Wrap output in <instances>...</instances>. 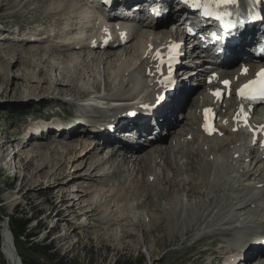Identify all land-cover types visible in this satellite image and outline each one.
I'll list each match as a JSON object with an SVG mask.
<instances>
[{
    "label": "rangeland",
    "instance_id": "374dc122",
    "mask_svg": "<svg viewBox=\"0 0 264 264\" xmlns=\"http://www.w3.org/2000/svg\"><path fill=\"white\" fill-rule=\"evenodd\" d=\"M51 1L48 5L39 4L34 1L36 8L33 6L29 8L24 6L26 0H0V23L3 24L2 26L0 24L1 55L10 56V60H12V58L14 59L15 51H9L5 46L19 44L23 40L27 41V38L31 39V41H36L37 39L34 40V38L37 36L41 38L42 36L35 33L39 32L42 28L47 34L48 31L52 30L54 25L60 26L56 22L57 17L50 18L49 20L45 19L47 11L50 10L49 5H54L56 2L58 4L70 2L71 0ZM75 2H78V0H75ZM78 3L80 5L82 0ZM87 4L85 0L81 6L86 8ZM71 10L69 9L67 12H71ZM65 17L68 19V16ZM38 18H42L44 20L43 23H36L35 20ZM73 22L76 23V21ZM38 24L40 25L38 26ZM163 29L165 30L161 35L165 33L171 39L173 36L169 32L170 30L165 27ZM144 31H139L141 34L136 36V39L132 41L133 44L136 43L137 45V42L143 38V33H146ZM31 34L35 37H30ZM57 35L61 37L62 34L57 33ZM51 37L49 36L50 40L43 38L42 42H44L41 45L34 43L36 47L44 46L46 50H42L40 47L37 48H40L38 50L44 53L43 56L45 58H48V62L50 63L48 64L51 65V68L54 65L53 71L41 73V75L37 76L39 77L37 80L30 82L27 72L30 75H37L38 67L37 69H31V67L27 69L23 64L13 65L14 61H12V64H10L11 61H0V229L3 227L4 217L11 219V217L15 216L25 221L33 214H36V218H32L33 220L28 225L27 234L36 232V226L46 229L41 231L37 238H28L26 235H23L21 238L23 243H20V246L24 256L27 259H36L35 261L38 264H48V262L46 263L44 258L39 255H35L34 251L28 249L29 246L27 247L25 243L26 241L38 244L44 243L48 240L46 238L48 235H50L48 243L52 242V245L61 255L69 254L70 258L74 259L75 264H115L119 256L135 259L141 254L145 257L143 264H220L219 258L223 257L222 253H224V256L227 254V243L230 240H238L241 236V233L237 230H229L236 226L235 219L233 222H230V218L236 215V218L242 215L244 217L247 213H250L248 208L252 201L247 203L248 207L245 210H241V205L236 204L234 199L237 196H242V199L245 201L252 191L245 190L242 192L245 189V187H242L238 192L234 188L235 186L239 188L241 183L250 186L260 182V175L264 176L263 161L260 164L258 163L257 166L256 161L253 162L256 168L247 175L248 179L246 178L247 176L243 177L246 181L239 180V177H237L238 180L231 181L234 180V177L228 176H233V174L230 173L228 176L226 174L229 159L232 160L237 151H246V149L248 151L250 145L248 147L243 146L240 150L227 151V148L232 147L233 144L227 143V145L224 140L234 139V134H227L222 141H218L206 139L196 132L199 126L196 123L197 111L195 110V104L192 105L189 102L194 99L196 103L195 96L203 89L202 85L196 88L193 95L194 98L191 96L193 94L191 89L178 94L179 99L182 98L181 104L183 108L178 110V113L176 112V119L180 121L182 119V122L171 120L176 124L174 133L172 132L169 137L166 136L170 135L168 131L164 134L165 138L167 137L164 140V146L163 143L158 146V149L163 147V153L161 155L156 153V159L153 156L151 162L148 160L147 164L143 160L146 152H143V154L139 152L140 154L133 156L131 148L126 152V154L131 153V156L130 154L125 156L126 162L122 157L109 159L111 150L113 149H109V147L112 145H102L103 140L99 136V133L97 131L93 133V130H87L86 128L78 129L75 126L74 130L71 129L69 132L62 130L60 134L54 132L52 128L47 135L42 137L34 138V134L28 137L26 128L31 119L33 120V118L44 113L67 116L69 110L70 112H73V110L72 106L66 101H69L70 98H75L77 101L83 102L80 99L82 97H78L75 94L77 95L76 98L74 97V93L72 95L68 93H52L55 84H60V87L68 90L67 80H65L66 82L61 80V69H55L57 66L63 65L62 67H65L70 65V67H73L72 69L70 68L72 71L75 70L84 74L90 79V82L84 83L81 81L80 86L84 85L89 88H91L93 80L96 79L100 82L102 89L105 87L107 89L104 75L110 70L114 72L113 66L116 63L114 57L111 60L108 59L109 61H105V57L100 60L98 58L99 53H91L89 50H86L87 55L85 59L88 60L85 61L84 55L79 56L76 53L74 54L77 55L76 61H70L64 57L62 52L51 49L52 44L58 42L57 39L53 40L54 37ZM19 38L25 39L19 40ZM24 44L26 43H22L21 45ZM29 46L37 49L30 41ZM8 53L11 54L9 55ZM91 57H95V60ZM73 62L77 64L73 65ZM104 62H106V65H104ZM39 63V65L43 64ZM80 63L82 64L80 65ZM153 63L151 62L150 64ZM51 73L53 74L52 83L46 82L45 78H48V76L50 78ZM140 74L135 72V76L139 77L138 80L143 79ZM13 78H18L15 81L19 86L18 91L14 89L15 84H11ZM6 79H9V82ZM34 88L37 91L47 88V91L50 93L41 92L37 96L32 95L27 97L28 94L34 91ZM147 94L148 92H144L140 95ZM89 95L91 94L86 95V97ZM48 97H53L50 99L53 104L49 103L51 101L48 100ZM45 98L48 99L45 100ZM141 98L140 96V98L137 97L136 99L139 100ZM186 99H188V102ZM188 103L189 105H187ZM120 104L122 103H115V105ZM106 110L109 112V109ZM181 110L183 111L179 112ZM128 111H122L121 114ZM88 112L92 113L94 109H90ZM114 114L112 113V116ZM261 118H264V113ZM72 119L67 120L72 121ZM109 122L113 123L112 120ZM177 126L179 128L183 126L186 128L192 127L191 134L187 136L188 140L186 141L188 142L182 144L181 148L180 145L177 146L178 150L175 144H173L180 138L176 136H181L186 134V132H184L185 129L183 127L181 130L184 131L179 133L178 130L180 129H176ZM106 128L108 127L105 126L103 129ZM163 128L169 129L168 127ZM87 132L90 136H97V138H89L86 141H94L93 144L101 142L100 144L102 145L101 150L97 151V156L104 165L94 171L92 165H94L96 158L90 159V154L84 156L79 154V152L75 153V150L67 151L66 153L62 146H60L66 143H78L82 139L80 136H83V133ZM27 140H29V145L26 147ZM116 142L118 141H113L111 144L114 143L113 145H116ZM46 143L52 145L46 148L34 147L37 144L43 145ZM152 144H149L151 146L144 147L142 150L149 151L151 147L156 145ZM166 146H170V148L165 149ZM6 148L9 149L6 150ZM77 148L79 149L80 147L78 146ZM251 149L255 151L253 148ZM168 151L169 159L166 158L167 155L164 153ZM228 152L232 153V155L227 160L224 156ZM212 157H216L219 162L223 161V163L217 162L215 165L216 161L214 162L215 159L212 160ZM44 158H48V160L52 159L54 163L59 164L57 166L55 164L54 167L53 162H49V164L51 163L50 172L62 173L64 171V175L68 179L78 178L77 182L75 180L72 181L64 189H75L85 192L88 190L87 187L90 182L92 183V180H95L94 191L95 189L105 191L106 201H104L109 206L102 209L100 214H98L99 221L93 218H76V212L80 211L79 209L72 210L73 212L71 210L68 211L70 202L68 200L62 201V193L56 189L57 184H54L55 180L50 182L46 176L42 179L37 175L36 178L34 177V179L29 181V176L31 177L33 173L35 174L38 170V165L43 163ZM167 160H169L170 165L167 164ZM210 163L213 164L211 166L212 172L207 176L202 175V170L206 165L210 167L208 165ZM249 165L251 166L252 164ZM256 170H258L257 174L259 175H255L256 173L254 172ZM263 176L262 178H264ZM203 178L208 181L207 185ZM40 180L42 181L40 182ZM261 181L264 183V179ZM193 187L199 193L189 195V191ZM73 192L76 193L77 191ZM115 193L116 195H114ZM210 196H214L212 197L213 202L207 205ZM86 201L89 202L88 197L85 198V203L87 204L88 202ZM221 208V212L218 211ZM125 216H128V219L115 221V219ZM101 220H104V222ZM36 221L39 223L37 224ZM229 222L230 224H228ZM262 226L264 229V222ZM225 232H229V235H226ZM253 232L257 231L253 230ZM213 233H218L221 243L216 244L214 242V237L211 236ZM248 236L250 237V235ZM212 249H215L216 252L212 253ZM241 253H245L248 256L250 253L256 254L257 252L255 247H252L251 250L246 252L241 251ZM3 256L4 262L0 259V264H13ZM251 261V264H261L254 259Z\"/></svg>",
    "mask_w": 264,
    "mask_h": 264
},
{
    "label": "bare ground",
    "instance_id": "6f19581e",
    "mask_svg": "<svg viewBox=\"0 0 264 264\" xmlns=\"http://www.w3.org/2000/svg\"><path fill=\"white\" fill-rule=\"evenodd\" d=\"M34 1L38 2L39 4L42 3V4H47V5L52 2L51 0H26L24 6L29 7V8L33 6L34 8H36L34 5L35 4ZM70 2H72V3H70ZM70 2L67 1V2H64L61 4H58V2H56V3H54V5L53 4L49 5L50 10L47 11L45 19L49 20L50 18L57 17L56 22L62 26L63 25L68 26L69 22L76 21V23H74L75 25L71 29V30H73V32L77 31L80 28L79 24L81 22L84 25L90 23L93 26V30H94L91 34L92 40H90V41H84V40L77 41V39H79V36H75L74 40H76V42L74 44H68L65 42V39H68L69 37H66L65 39H61L60 36H58L56 33L53 40L57 39L58 42L57 43L55 42L56 44L53 43L51 46V49L62 52L64 54V57L69 59L70 61H76L77 55H79V56L84 55V60L85 61L88 60V59H85V56L87 55L86 50L87 51L89 50V52H91V53H94V52L99 53L98 58H100V60L104 59V57H105V61H109L114 57L116 60L115 61L116 63L114 66L112 65L114 72H112L110 70L104 75L105 76L104 77L105 78V84L107 86V89L105 87L106 92H104V93L101 92L102 88H101L100 82L98 80L93 78L94 80L92 82L91 88L86 87L84 85L80 86L81 81L84 83L90 82V79H88L84 74H82L79 71H75V70H74L75 72L72 71L71 69L73 67L72 66L70 67V65L69 66L64 65L65 67H62L63 65L62 66L59 65L55 69H57V70L61 69V73H60L62 75L61 80L63 82H66L65 80H67L68 90H65L64 88L60 87V84L59 85L55 84L52 93H54V94L55 93H57V94L68 93L69 95L70 94L72 95V93H74V97L77 98V95H78V97H82L80 99H83L84 97H86V95L91 94L88 96L89 100L94 102V101H96V94L94 92L97 91L98 93L104 94L103 97L100 98V100H102L104 98L107 102L112 103V105H109V107L107 109H109V111L114 110L113 114L119 113L117 115H121L122 111H127V110L130 111L133 108H138L140 106V104H142V102H140L142 99L153 98V96H155L159 92H161V90H162L161 80L166 75V72L164 71L163 67H161L159 65H155V63H153L154 62L153 61V52L150 50V47L152 45H154L155 48H158L159 46L165 44V43H163V41L170 39L168 36L165 35V33L161 35V33H163L165 29H158L159 27H162V25H163L162 23H160V25L156 27L151 22V20L143 22L141 26H142V29L145 30L144 32H146V33H143V35H142L143 38L137 42V45H136V43L133 44L132 41L136 38L137 34H139V31H143V30H138L137 32L131 34L129 37V41L125 44H122L119 41V37L116 36V40L106 50H102L100 48V45H101V37L100 36H101V33L104 32V29H103L104 21L101 22V20L98 19L99 14L95 15V14L91 13V10H89L87 7L83 8V6H81V4L85 2V0H82V3L80 5L78 2H81V0H78V2H75V0H71ZM117 3H120V2H117ZM174 3H175V1L171 0V4H174ZM179 6H180V8H184L183 5H179ZM69 9L70 10L72 9L71 12H67ZM65 16H68V19ZM93 17L95 18L94 20H92ZM172 18H175V15H173V13L171 12L168 15V19H172ZM43 21L44 20L42 18L41 19L38 18L35 20L36 23H38V22L43 23ZM109 21H110L108 23L109 26H112L113 22H115L114 19H110ZM120 22L122 25H125V26L128 25L126 21H120ZM165 28H167V27H165ZM170 28L171 27H168L167 29L170 30L169 32L173 36L172 38H175V37L178 38L179 33H178L177 29L174 30V29H170ZM105 32H107V29H105ZM121 34H122V32H120V35ZM49 36H51V35L46 34V36H43L41 38L37 36L36 38H34V40L37 39L38 41L37 40L31 41V39H26L27 41L23 40L21 43L18 41L20 45L16 43L14 45L5 46V48L8 49L9 51H12V50L15 51L14 59L12 58V60H10L11 59L10 56H6V55L4 56V55L0 54V61H11L10 64H12L13 63L12 61H14L13 65L17 66V64H23L27 69H28V67L29 68L31 67V69L32 68L37 69V67H38L39 69H38V72L36 73L37 75H32V74L30 75V73L27 72V74H28L27 76H28V79H30L29 80L30 82L32 80H37V78H39L37 76L41 75V73L44 74L45 72H50V71H53V69H54L53 68L54 65L52 64L53 66L51 68V65H49L50 63L48 62V58H45L43 56L44 53H42V51L38 50L40 48L42 50H44L45 49L44 46H37L40 48H37L36 46H34L35 45L34 43H36V45L37 44L38 45L43 44V42H44V41L42 42V40H44L43 38L49 39ZM29 41L31 43H33V46L36 47L37 49H34L31 46H29ZM37 42H40V43H37ZM22 43H26V44L21 45ZM241 48H244V46H242ZM129 49H131V50L128 51ZM76 53H77V55H74ZM91 58L93 60H95L94 59L95 57L94 58L91 57ZM39 62L43 63L42 64L43 66L39 65L40 64ZM151 62L153 64H150ZM83 63H85V62H83ZM104 63H105L104 65H106V62H104ZM76 64L77 63L73 62V65H76ZM81 64L82 63H80V65ZM99 65H98V67H99ZM86 66H88V65H86ZM95 68H96V66H95ZM83 69H85V68H83ZM83 71H85V70H83ZM116 71H117V73H116ZM135 72L141 73L140 75H142L141 77H143V79H140V80L136 79L137 77L135 76ZM45 75L47 76V74H45ZM52 76H53V74L50 76V78H49V76H48V78H45L46 82L52 83V80H53ZM175 78H176V76H175ZM17 79L13 78L11 84L13 85V83H14L15 84L14 89H16L18 91L19 86H18L17 82H15V81H17ZM189 79H191V77H189ZM6 80L9 82V79H6ZM6 80H5V82H7ZM41 81H42V79H41ZM185 86H186V84H185ZM185 86H183V89L174 96L172 102L167 103L163 107L164 112L162 114H160L159 117L157 118V122H158V125L160 126V128L161 127L162 128L168 127L169 128L168 134H170V135L173 131H175L174 127L176 125L173 121H171L173 118V114H175L178 110L183 108L182 104H181L182 98L179 99L178 94L187 92L189 90V88L185 87ZM41 92L47 93L49 91H47V88H42V89H40V91H37V89L34 88V91L31 92L30 94H28L27 97H30L32 95L37 96V95L41 94ZM144 92H148V94L147 95H140ZM75 94H77V95H75ZM140 96L142 98L137 100L136 98L137 97L140 98ZM206 96H207V99H211L209 94ZM48 98H45V100L48 99L49 101H51L50 99L53 97H48ZM187 100L188 99H186V101ZM117 102L122 103V104L115 105V103H117ZM49 103L53 104L52 101ZM101 103L104 106H108V104L106 102H101ZM129 111L124 112L123 116H127ZM82 113H84V112H82ZM82 115L84 116V114H82ZM113 119L114 118H111L110 120H113ZM134 122L135 121L131 122L127 119V122L122 127L118 128L116 131H114V133H109L107 131L108 128L103 129L100 132H99V130H96L97 133H99V136L101 137V139L103 140L102 145H106V146L112 145L111 147H109V149L113 148L111 150V154L109 156V159L122 157V159L126 162V158H125L126 152L129 150V148H131L132 149L131 152L133 153V156H136L140 153L143 154V152H146L145 155L143 156V160L147 164L148 160H149V162H151L153 156L156 159V156H155L156 153H158L160 155L163 153V151H162L163 147H160L158 149V146L161 143H163V141L166 139L164 134L162 136H161V134L154 136L153 132L147 133L146 136L147 137L151 136L152 138H154V140L150 141L149 143L142 144L139 146L138 145L132 146V144L130 142L126 141L127 139L125 137H123V133L125 135V132H128L129 135H132L131 131L134 128L143 129L145 127L151 128L153 126V125H151L150 121H148L147 123H145L141 126H139L137 123H134ZM75 128L76 127L73 125V127L71 129L74 130ZM62 130H64L63 126H62L60 131H62ZM152 130L154 132L156 131L154 128H152ZM229 130H230V128H229ZM96 131H92V132L96 133ZM136 132L137 131H135V133ZM80 137L82 139L79 140L78 143H73V144L66 143V144H61V145L59 144V145L62 146V148L64 149V152L66 151V153H67V151L69 152L71 150L72 151L75 150V153L79 152V154L84 155V156L87 154L88 155L90 154V156H89L90 159L96 158L94 165H92L93 171L96 170L97 168L101 167L102 165H104L103 162L100 161L98 159V156H97L98 155L97 151L101 150V148H102V145L100 144L101 142H97V143L93 144L94 141H91L92 143L90 141L89 142L86 141V139L87 140L89 138L93 139V137L97 138V136H90L87 132V133H83V136H80ZM117 140H120L118 142H120V144L121 143L122 144L119 147L114 148V145L111 143L113 141L115 142ZM181 141H182L181 137L176 140V147L181 145ZM72 142H75V141H72ZM151 143H153L152 145H155V144L156 145L151 147V149L149 151L148 150H142L144 147L151 146V145H149ZM52 144H53V142H52ZM28 145H29V140H27L25 146L27 147ZM51 145L49 143H46L43 145L37 144L34 147L35 148H40V147L46 148L47 146L50 147ZM78 146L80 147L79 149L77 148ZM246 146L248 147L249 145H246ZM168 147L170 148V146H168ZM168 147H166L165 149H168ZM248 148H253L257 152L256 153H253V151L251 152L252 149L251 150L248 149V151H247V149H246V151H243V150L237 151L234 154V158L232 160L229 159L227 170H228L229 174L232 173L233 176H228V177H234V179H235L237 177V175L241 174V177L243 178V177L247 176L249 173H251V171H253L256 167V166H254L252 168L251 167L252 165L250 166L249 164H253V162L256 161V165H257L258 163L263 161V160H261V158H262L264 151L260 146H255V147L249 146ZM8 149L9 148H6V150H8ZM22 149H24V148H22ZM77 149H78V151H77ZM153 149H154V151H153ZM244 150H245V148H244ZM164 153L167 155L166 158L169 159V151L164 152ZM237 153L239 156L235 157ZM231 155H232V153H231ZM240 158H243V160H244L243 163L240 161L241 160ZM120 161H122V160H120ZM49 162H51V163L53 162V166L55 164L57 166V164H58V163H54V161L52 159L48 160V158H44L43 163L38 165V170L35 172V174L33 173L31 177L29 176V181L34 179V177L36 178L37 175H39V177L42 179L46 176V178H48V181L50 180V182L52 180H55L54 184H57L56 189H58V191H60L62 193V195H61L62 201L68 200L70 202L69 206H68V211H70V210L74 211L75 209H79L80 211L76 212V216H75L76 218H81V217H84L87 219L93 218V219L99 221L98 214H100L102 209H105V207L109 206L108 203L105 202L106 201V196L104 194L105 191H102L99 189H95V191H94L93 187L95 185V180H92V183L90 182L89 186L87 187L88 190L85 192L81 191V190H75V189L74 190L64 189L65 187L69 186V183H71L72 181L75 180V182H77L78 178L75 177V178L70 180V179H68V177L66 175H64V171L62 173L50 172V170H51L50 164L51 163L49 164ZM214 162L216 165L217 162H219V161L215 159ZM167 164H169V160H167ZM239 164H240V166H239ZM208 165H210V167L206 165L205 168L202 170L203 171L202 175H204V176L210 175V173L212 172L211 166L213 164L210 163ZM248 165H249V168L247 169ZM230 169H231V171H230ZM262 172H261V174H262ZM254 173H258V170H256ZM41 181L42 180H40V182ZM204 182L206 183V185L208 184L207 180H205ZM73 191H77V192L75 193ZM73 193H74V195H72ZM197 193H199V191L194 187L192 189H190V191H189V195H193V194H197ZM114 195H116V193ZM86 197H88V199H89V202L86 201V202H88L87 204L85 203ZM212 197H214V196L209 197L207 205H209V203L211 204L213 202ZM235 199H234V201H236V204L241 205V207H240L241 210H245L248 207V204H247L248 201L246 202V204H244L245 201L242 199V196H237ZM251 204H252V202H251ZM207 205H205V206H207ZM221 210H222V208L218 211L221 212ZM102 219H104V218H102ZM124 219L125 220L128 219V216H125L122 218L119 217L118 219H115V221H122ZM101 221L104 222V220H101ZM6 224L9 225V223L8 222L5 223L4 235H5V237L8 238L9 233H10V228L6 227L7 226ZM247 224H248V222H247ZM228 233L229 232H227V233L225 232L226 235H229ZM249 233H250V231H249ZM249 235H250V237L249 236L246 237L243 246H241L242 248L240 247V244H236L235 246H231L230 249L238 251L241 254V256H242L241 251L246 252L248 250H251L252 247H255V249H256L257 245L252 246L253 242H251L252 240L254 241L255 236L252 235V233H250ZM211 236L214 237V242L216 244L221 243V240L219 239L218 233H213V235H211ZM231 243H234V241H232ZM4 248L6 249L5 254L7 255V259L10 261V263H13L14 258H13L12 253L10 252V249L7 247L6 244H4ZM214 252H216L215 249H212V253H214ZM256 252L260 253V254L258 255L257 253L256 254L250 253L248 256H246V254L244 253L243 257H245V259L244 258H242V260L239 259L240 261H238L237 264H251L252 263L251 260H253V259L260 262L261 264H264V251L256 250ZM222 254L224 256V253H222ZM220 258H222V256ZM220 258H219V260H220Z\"/></svg>",
    "mask_w": 264,
    "mask_h": 264
},
{
    "label": "trees",
    "instance_id": "16d2710c",
    "mask_svg": "<svg viewBox=\"0 0 264 264\" xmlns=\"http://www.w3.org/2000/svg\"><path fill=\"white\" fill-rule=\"evenodd\" d=\"M19 213V212H18ZM17 213V214H18ZM36 214H33L30 218L23 221L22 218H16L15 216L11 217L9 223L10 228L13 232L14 238H15V244L17 246V249L19 251V254L22 258L23 264H38L36 259L29 258L27 259L26 256L21 252V246L20 243H23L22 236L26 235V237H34L37 238V235L45 230L46 228H41V226L37 227L36 232L27 234V229L29 223L33 220L32 218H36ZM44 243L38 244L31 241H26L25 244H27L28 249L33 250L35 255H39L40 257L44 258L46 263L48 264H75V261L73 258H70L69 254L61 255L59 252H57L56 248L51 243H48L50 240V237L47 238ZM3 254L0 251V259H2ZM3 260V259H2ZM145 261V257L143 254H141L139 257H136L135 259L132 257H120L117 259L115 264H143ZM4 262V260H3ZM37 262V263H36Z\"/></svg>",
    "mask_w": 264,
    "mask_h": 264
},
{
    "label": "water",
    "instance_id": "95a60500",
    "mask_svg": "<svg viewBox=\"0 0 264 264\" xmlns=\"http://www.w3.org/2000/svg\"><path fill=\"white\" fill-rule=\"evenodd\" d=\"M9 223V218H5L4 217V223L2 224V229L1 230V234H0V251L1 253L4 255L3 257H5V259L7 260V255L5 254V248H4V244L7 245V247L10 249V252L12 253L13 255V263L14 264H23L22 262V258L19 254V251L17 249V246L16 244L14 243L15 242V238H14V235H13V232L10 228V225L6 224L7 226L6 227H9L10 228V233H9V236L8 238L5 237L4 235V226H5V223ZM7 241V242H6Z\"/></svg>",
    "mask_w": 264,
    "mask_h": 264
},
{
    "label": "snow or ice",
    "instance_id": "6c2138e0",
    "mask_svg": "<svg viewBox=\"0 0 264 264\" xmlns=\"http://www.w3.org/2000/svg\"><path fill=\"white\" fill-rule=\"evenodd\" d=\"M221 3H236V0H220ZM246 71V70H245ZM226 85L229 83L228 81L224 82ZM253 83H257L256 81H253ZM261 89L260 93L262 96H264V81H261ZM251 88V85H245L243 89L240 90V94L244 96L246 94V91ZM216 95H219V93H216ZM254 98V97H253Z\"/></svg>",
    "mask_w": 264,
    "mask_h": 264
}]
</instances>
